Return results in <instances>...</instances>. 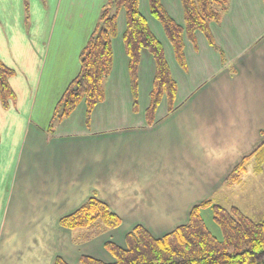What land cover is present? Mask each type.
I'll return each mask as SVG.
<instances>
[{"label":"crops","instance_id":"crops-1","mask_svg":"<svg viewBox=\"0 0 264 264\" xmlns=\"http://www.w3.org/2000/svg\"><path fill=\"white\" fill-rule=\"evenodd\" d=\"M106 2L0 0V59L13 70L14 93L7 103L0 95V264L57 257L79 264L82 255L114 262L107 241L125 247L137 225L159 238L186 224L191 209L232 186L233 168L264 143V0H230L211 24L222 52L197 31L196 43L185 41L186 68L169 42L176 104L169 111L164 97L152 124L145 109L155 62L144 82V52L135 110L121 11L104 101L89 118L81 101L52 124ZM162 2L184 21L181 0ZM141 3L147 17L148 0ZM93 196L122 222L88 240L90 228L71 230L60 220Z\"/></svg>","mask_w":264,"mask_h":264},{"label":"trees","instance_id":"trees-1","mask_svg":"<svg viewBox=\"0 0 264 264\" xmlns=\"http://www.w3.org/2000/svg\"><path fill=\"white\" fill-rule=\"evenodd\" d=\"M230 0H181L184 21L179 23L167 11L162 0H148L149 11L160 22L172 45L178 63L186 68L185 41L196 43V32L201 31L216 49L211 30L227 10ZM125 13L126 27L122 38L128 56L133 108H139V71L144 52L154 62L155 71L149 91V103L145 109L148 124L156 121V112L163 98L168 110L175 108L178 85L172 75L162 41L152 30L141 9L140 0H107L103 5L96 27L81 51V67L78 75L69 83L58 101L52 124L69 116L84 101L87 118L106 97L105 83L113 70V40L118 36V17ZM13 70L0 59V95L7 103L14 93L9 84ZM257 160V170L264 162V143L251 155L245 156L226 179L228 184H238L247 172L251 158ZM212 207L214 218L222 228V238L214 235L206 225L202 209ZM61 224L71 230L90 228L86 239L96 236L105 228L118 227L122 219L105 202L90 197L81 207L61 218ZM126 246L106 242V249L114 262L82 255L79 264H264V215L256 220L233 205L224 207L211 198L195 205L189 221L162 237H154L141 225L135 226L125 237ZM55 264H68L57 257Z\"/></svg>","mask_w":264,"mask_h":264},{"label":"rangeland","instance_id":"rangeland-1","mask_svg":"<svg viewBox=\"0 0 264 264\" xmlns=\"http://www.w3.org/2000/svg\"><path fill=\"white\" fill-rule=\"evenodd\" d=\"M143 3V1H142ZM141 3L142 11L144 12L143 4ZM146 12V11H145ZM148 20L150 21L151 27L154 31L158 33L159 38H161L165 50H170V43L164 34L163 29L160 26V22L154 19L147 12ZM183 23V22H182ZM188 42L189 40L186 39ZM168 56V52H166ZM170 59V58H169ZM153 59L150 54L146 52V61H150V65L147 63L143 64L142 76L143 81L147 82L150 78V67L153 65ZM257 160L256 158H251L247 164V172H245L241 177V182L238 184H233L230 187L224 186L213 198L212 200L224 207L237 206L248 216L259 220L264 215V162L262 164L261 171L257 170ZM202 216L206 222L209 230L216 235L218 238H222V228L220 224L215 220L212 207H205L202 209ZM105 231L109 229L105 228ZM102 234V233H100ZM98 234V235H100ZM96 235V236H98ZM93 236L92 238H95ZM109 242V241H107ZM106 248V247H105ZM107 250V249H106ZM108 251V250H107ZM109 252V251H108Z\"/></svg>","mask_w":264,"mask_h":264}]
</instances>
